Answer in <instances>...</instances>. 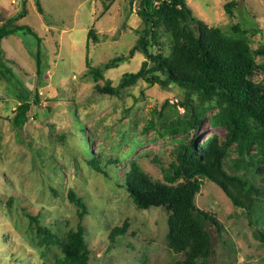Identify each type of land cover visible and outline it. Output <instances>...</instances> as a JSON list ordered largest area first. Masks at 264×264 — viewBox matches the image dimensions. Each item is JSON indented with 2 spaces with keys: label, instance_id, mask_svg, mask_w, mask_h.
<instances>
[{
  "label": "rangeland",
  "instance_id": "obj_1",
  "mask_svg": "<svg viewBox=\"0 0 264 264\" xmlns=\"http://www.w3.org/2000/svg\"><path fill=\"white\" fill-rule=\"evenodd\" d=\"M39 1L43 15L37 13L34 0H0V24L26 10L17 24L41 39L44 67L42 78L37 77L33 37L15 34L2 40L6 70L0 76V264L52 263L61 248L44 240L36 227L64 240L78 225L83 228L89 264H171L179 256L166 243L168 215L162 208L140 210L133 205L119 187L126 169L135 162L160 181L181 143L201 149L207 138L224 150L228 173L236 167L246 169L242 156L235 145H225L226 130L213 125L218 112L213 101L192 96L190 103L203 114L198 131L170 136L163 123L187 117L180 105L185 102L184 92L175 85L161 88L137 80L119 97L95 90L105 81L115 87L124 74L136 73L146 60L142 54L103 71L96 81L85 76V61L98 68L127 55L134 46L142 29L137 2L114 0L103 12L101 0ZM185 2L193 16L209 27L246 40L252 50L264 48V0ZM229 3L231 14L224 9ZM234 26L240 32H234ZM91 28L96 43L87 39ZM161 41L167 55V37ZM148 52L155 54L157 49L149 47ZM255 62L250 81L264 92V57L257 56ZM37 81L42 83L39 103L31 108L27 124L15 128L8 119L23 97L31 100ZM80 128L90 141L88 153L81 149L85 143L78 136ZM249 153L250 165L264 168L256 150ZM91 157L118 159L119 168L106 166L107 175L99 174L87 163ZM70 192L82 200L83 212L68 201ZM194 204L212 215L218 226L205 224L212 242L207 264H264V239L256 235H264V195L249 220L218 186L204 179ZM27 214L35 216L38 224L30 223ZM125 222L126 233L112 241L111 230Z\"/></svg>",
  "mask_w": 264,
  "mask_h": 264
},
{
  "label": "trees",
  "instance_id": "obj_2",
  "mask_svg": "<svg viewBox=\"0 0 264 264\" xmlns=\"http://www.w3.org/2000/svg\"><path fill=\"white\" fill-rule=\"evenodd\" d=\"M34 1L37 13L43 15L40 1ZM113 2L101 0L103 12L108 11ZM134 2L138 4L136 15L142 23L134 46L127 55L116 57L98 68L90 67L85 61V76L96 81L102 78L103 71L115 69L135 54H142L146 60L136 73L124 74L115 87L105 81L104 86H96L95 90L100 94L119 97L137 80L161 88L175 85L184 92L185 102L180 105L186 110L187 117L185 120L163 123V131L170 136L198 131L203 114L190 103L192 96L199 97L203 102L215 103L218 112L213 125L226 130L225 145H235L246 169L236 167L232 173H228L223 164L224 150L207 138L201 149L191 143H181L175 161L170 164L162 180H153L135 162H131L119 183L136 208H162L167 213L166 243L169 250L179 256L171 264H207L212 254V242L205 224L218 226L212 215L198 210L194 204L203 180L218 186L234 207L248 214L249 220L258 206V199L264 195V168L250 165L253 156L249 153L254 148L261 157L259 161L264 162V92L250 81L257 68L255 58L264 57V48L252 50L246 40L209 27L193 16L185 0H129V5ZM224 9L231 14V3L226 4ZM25 16L26 10L23 8L20 13L0 24V76L6 70L2 40L21 34L29 35L36 41V76L42 78L41 39L29 27L17 24ZM232 29L240 32L237 26ZM164 36L167 37V55L162 51L161 38ZM87 39L97 42L93 28L89 29ZM149 47L156 48L157 52L149 53ZM41 87L42 83L37 81L31 100L23 97L16 106L8 119L12 126L21 129L27 124L31 108L39 103L38 90ZM78 136L84 138L85 147L81 144V149L88 153L86 148L90 146V141L84 129L80 128ZM118 162V159L91 157L87 163L93 171L107 175L103 169L114 166V170H117ZM67 199L83 212L81 199L71 192ZM9 201L7 204H10ZM27 218L30 223L38 224L35 216L27 214ZM127 227L125 222L122 227L113 228L110 239L113 241L123 236ZM36 228L44 240L61 248L60 256L55 257L52 263L43 264H89L81 225L75 231L68 232L64 240L44 228ZM256 235L264 239L262 233Z\"/></svg>",
  "mask_w": 264,
  "mask_h": 264
}]
</instances>
